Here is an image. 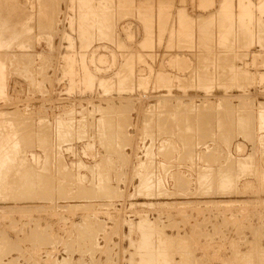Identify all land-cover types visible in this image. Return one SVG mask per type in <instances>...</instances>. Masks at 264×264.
<instances>
[{
	"label": "rangeland",
	"instance_id": "rangeland-1",
	"mask_svg": "<svg viewBox=\"0 0 264 264\" xmlns=\"http://www.w3.org/2000/svg\"><path fill=\"white\" fill-rule=\"evenodd\" d=\"M223 1L0 0V264H264V11L223 44Z\"/></svg>",
	"mask_w": 264,
	"mask_h": 264
},
{
	"label": "crops",
	"instance_id": "crops-1",
	"mask_svg": "<svg viewBox=\"0 0 264 264\" xmlns=\"http://www.w3.org/2000/svg\"><path fill=\"white\" fill-rule=\"evenodd\" d=\"M250 2H252V1L251 0H239L238 3L236 4V6L238 5V7H240V13H239L240 16L238 19L239 20V29H246L248 18H250L254 15L252 7L250 5L251 4ZM232 6H233V0H224L222 3V7H221L222 18H221L220 38H221L223 44H225L226 40L228 39V38H226V35L227 34H228V36L231 35L226 30V29H228V27H226V26L230 23L231 18H233V16H234V14H232V12L230 10ZM258 7H260V9L262 11H264V0H261ZM180 14L182 15V17L186 16L184 14V12H181ZM187 23H188V21H187ZM189 37H190V34H189V31L187 28V31L184 35H182V38H189ZM145 43H146V46L151 43L149 38L147 39V41Z\"/></svg>",
	"mask_w": 264,
	"mask_h": 264
},
{
	"label": "bare ground",
	"instance_id": "bare-ground-1",
	"mask_svg": "<svg viewBox=\"0 0 264 264\" xmlns=\"http://www.w3.org/2000/svg\"><path fill=\"white\" fill-rule=\"evenodd\" d=\"M102 25H103V24H102ZM0 77H1V76H0ZM60 129H61V128H60ZM2 141H3V140H2ZM0 142H1V141H0ZM11 144H12V143H11ZM8 145H9V144H8ZM16 147H17V145H16ZM8 149H9V148H8ZM2 151H3V150H2ZM6 151H7V150H6ZM11 152H12V151H11ZM11 152H9L8 154L10 155ZM2 153H3V152H2ZM6 153H7V152H6ZM6 153H5V154H6ZM0 158H1V157H0ZM3 158H4V157H3ZM10 158H11V157H10ZM4 159H5V158H4ZM8 159H9V157H8ZM1 161H2V160H0V162H1ZM11 161H12V160H11ZM3 162H4V161H3ZM8 163H9V162H8ZM11 163H12V162H11ZM0 164H1V163H0ZM5 165H6V164H5ZM3 166H4V164H3ZM1 168H3V167H1ZM6 168H7V167H6ZM1 170H2V169H1ZM26 170H28V169H26ZM24 172H25V171H24ZM30 172H32V170H31ZM30 172H29V173H30ZM34 173H35V172H34ZM34 173H32V176H33ZM24 174H25V173H24ZM30 174H31V173H30ZM35 174H37V173H35ZM35 174H34V178L37 180V178H36L37 176H36ZM37 175H38V174H37ZM39 175H40V174H39ZM39 175H38V176H39ZM23 176H24V175H23ZM29 176H31V175H29ZM29 176H28V178H26L27 183L30 182V181L28 182ZM21 177H22V175H21ZM39 177H41V175H40ZM24 178H25V177H24ZM30 178H31V177H30ZM21 179H22V178H21ZM38 179H40V178H38ZM33 180H34V179H33ZM33 180L31 179V182H32ZM22 181H23V179H22ZM22 181H21V182H22ZM39 182H40V180H39ZM39 182H38V183H39ZM24 183H26V182H24ZM0 184H1V182H0ZM34 185H36V184H34ZM25 186H28V185H25ZM36 186H37V185H36ZM29 187H30V186H29ZM21 188H22V187H21ZM27 188H28V187H27ZM25 190H26V189H25ZM22 194H23V193H22ZM153 232H154V231H153ZM161 245H162V244H161ZM155 246H156V245H155ZM156 247H158V246H156ZM158 248H159V247H158ZM187 252H188V251H187ZM139 253H140V252H139ZM157 253H158V252H157ZM162 255H163V254H162ZM164 255H165V254H164ZM244 257H245V256H244ZM149 262H150V261H149Z\"/></svg>",
	"mask_w": 264,
	"mask_h": 264
}]
</instances>
